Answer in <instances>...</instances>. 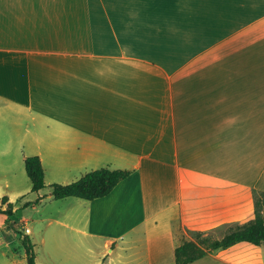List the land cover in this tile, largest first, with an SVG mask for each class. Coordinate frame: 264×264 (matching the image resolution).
I'll return each instance as SVG.
<instances>
[{
	"label": "crops",
	"instance_id": "1",
	"mask_svg": "<svg viewBox=\"0 0 264 264\" xmlns=\"http://www.w3.org/2000/svg\"><path fill=\"white\" fill-rule=\"evenodd\" d=\"M27 156L45 184L131 172L105 197L58 200L51 219L108 254L174 264L185 232L250 223L264 193V0H0L1 171ZM263 245L205 257L264 264Z\"/></svg>",
	"mask_w": 264,
	"mask_h": 264
},
{
	"label": "rangeland",
	"instance_id": "2",
	"mask_svg": "<svg viewBox=\"0 0 264 264\" xmlns=\"http://www.w3.org/2000/svg\"><path fill=\"white\" fill-rule=\"evenodd\" d=\"M0 164V236L4 238L0 242V264L7 262L3 256H14L17 259L16 264H26V253L22 244V237L27 236L33 244L36 264H143L141 257L143 253L140 247L128 249L125 251H115L108 254L103 247L101 240H91L75 231L60 226L54 222V218L63 212L67 204H62L51 195V185L39 192L31 191V183L23 167L6 175L2 172ZM50 179V178H49ZM6 196L12 207V213L8 214L5 210L7 204H2V197ZM261 196L256 197L255 202ZM69 202H82L79 199H70ZM2 205L5 207L1 208ZM76 210L79 214L83 212L82 205L73 207L71 213ZM255 210L258 214L262 213L263 205L255 204ZM53 217V218H52ZM63 220V218H61ZM64 219H67L64 218ZM24 221V223H23ZM71 219L72 225H76ZM230 226V227H235ZM28 228L30 233H26L23 228ZM195 231H187L183 234L181 241H195ZM227 230L209 232L213 239L222 238ZM42 239L44 242L42 243ZM90 248L91 251H88ZM264 255V245L262 249ZM209 258L205 257L194 264H213Z\"/></svg>",
	"mask_w": 264,
	"mask_h": 264
},
{
	"label": "trees",
	"instance_id": "3",
	"mask_svg": "<svg viewBox=\"0 0 264 264\" xmlns=\"http://www.w3.org/2000/svg\"><path fill=\"white\" fill-rule=\"evenodd\" d=\"M25 173L31 183V191L39 192L46 187L44 181V170L38 156H27L24 159ZM129 170L112 169L108 166L89 171L78 180L69 184H52L51 195L54 199L77 198L91 201L110 194L116 185L130 175ZM2 204H7L5 210L12 213L11 204L7 197H2ZM262 203L263 210L258 214L255 210L254 219L244 225L228 227L227 232L220 239H213L205 232L195 231V241H182L175 247L174 264H192L205 257L208 253L220 249H226L237 243H249L260 245L264 243V193L255 202ZM1 212V210H0ZM22 244L26 253V264H36L33 244L27 236L22 237Z\"/></svg>",
	"mask_w": 264,
	"mask_h": 264
}]
</instances>
